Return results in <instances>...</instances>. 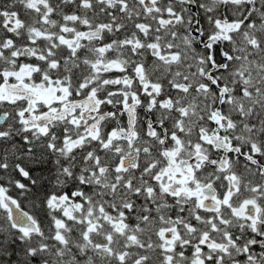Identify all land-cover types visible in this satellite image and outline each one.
Listing matches in <instances>:
<instances>
[{
    "label": "snow or ice",
    "instance_id": "obj_1",
    "mask_svg": "<svg viewBox=\"0 0 264 264\" xmlns=\"http://www.w3.org/2000/svg\"><path fill=\"white\" fill-rule=\"evenodd\" d=\"M0 264H264V0H0Z\"/></svg>",
    "mask_w": 264,
    "mask_h": 264
}]
</instances>
